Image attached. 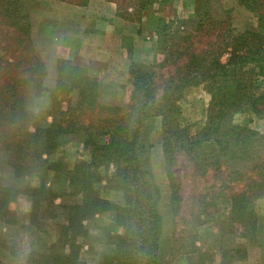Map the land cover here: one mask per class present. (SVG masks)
I'll return each mask as SVG.
<instances>
[{"label":"rangeland","instance_id":"rangeland-1","mask_svg":"<svg viewBox=\"0 0 264 264\" xmlns=\"http://www.w3.org/2000/svg\"><path fill=\"white\" fill-rule=\"evenodd\" d=\"M112 4L119 24L107 18ZM12 5L28 17L30 54L27 57L36 55L44 66L42 82L21 90L25 107L39 127L48 126L56 118L74 117L82 125H91V132L100 125H108L103 122L105 113L97 116L95 111L76 109L77 92L58 90L56 60L58 57L68 60L67 50L60 44H65L71 32L80 37V42L85 41L77 55L100 54L114 60H106V66L101 59L97 62L95 69L102 71L100 76L86 72L97 80L99 106L115 107L120 115L128 102L130 84L128 69L124 71L122 59H114L113 55L123 54L130 65L135 63L148 69L160 99L169 85H175L172 80L183 77L181 70L190 53L204 51L214 41L220 42L225 26L234 35L256 30L255 15L240 8L235 0H14ZM1 22L0 55L3 61L18 60L24 42ZM118 33L120 40L114 39ZM31 62H21L16 72L28 65L33 68ZM11 68L7 65L5 72ZM210 99L206 86L182 84L174 89L172 99L158 102V111L161 108L162 114L151 119L148 125L152 144L150 165L160 189L161 264H220V244L228 248L230 264H264V139L260 141L264 138V117L257 118L241 110L218 120L211 111ZM107 117L109 121L116 119L112 113ZM223 120L227 127L256 133L252 136L254 141L256 136L259 139L253 143L255 147L239 149L237 142L221 150L213 142L199 140L196 146H190V140L202 128ZM83 140L84 134L76 132L49 160L62 161L69 169L73 164L89 161ZM164 141L169 143L165 144V153ZM97 172L103 181L95 189L102 197L106 193L123 194L124 186L120 185V178L114 179L112 164L102 165ZM167 173L173 182L168 181ZM40 180L56 195L69 192L63 176L33 174L15 179L9 166L0 163L1 184L34 187ZM172 192L178 198L175 211L169 207ZM243 195L249 204V210L244 212L250 213L255 222L253 232L245 238L240 237L243 229L230 220L232 200H239ZM79 199V196L64 194L33 207L25 199L9 203L7 215L13 223L0 225L3 245L0 261L29 264L32 252L33 257L43 252L60 253L62 248L57 240L59 228L65 223V207ZM107 218L111 223V216L107 214L84 222L87 233L81 243L85 248L79 252L82 264H96L109 251L106 238L115 232L102 230L103 226L107 229L111 226Z\"/></svg>","mask_w":264,"mask_h":264},{"label":"trees","instance_id":"trees-1","mask_svg":"<svg viewBox=\"0 0 264 264\" xmlns=\"http://www.w3.org/2000/svg\"><path fill=\"white\" fill-rule=\"evenodd\" d=\"M235 1L240 8L255 15L256 30H245L234 35L225 26L220 34L223 37L220 42L214 41L208 45V49L190 53L181 70L183 77L172 80V85H175H169L160 99L153 74L142 65H129L130 91L120 115H117L115 107L99 106L96 100L97 80L90 77L85 68L58 57V90L77 92L76 109H89L95 111L97 116L106 114V121L103 122L108 125H100L91 132V125H82L77 117L60 119L46 127L36 124L25 107L21 90L42 82L44 66L36 55L27 57L30 54L28 17L12 5L14 0H0L1 24L10 28L24 42V47L18 52V60L3 61L0 55V163L9 166L15 179L33 174H58L66 178L69 189V192L56 195L41 180L35 187L0 183V225L13 223L8 218L7 210L9 203L18 195L30 198L32 207L64 194L80 197L77 203L65 207V223L59 228L57 240L61 252H43L35 257L32 252L28 257L29 264H82L79 261L80 245L87 233L83 224L87 219L103 214L111 216L120 232L107 235L109 251L96 264H161L160 189L150 165L152 144L148 126L151 119L162 114L161 108L158 111V102L172 99L174 89L182 84L193 87L204 85L210 94L209 104L215 119L241 110L251 112L257 118L264 117V0ZM29 61H32L33 68L28 65L16 72L21 62ZM7 65L12 68L5 72ZM111 113L116 119L109 121L107 115ZM78 131L84 134L83 147L89 161L73 164L70 169L62 161H50L49 156L60 147V139ZM255 134L248 129L227 127L224 120L222 123L215 121L211 127L202 128L196 133L190 140V146H196L199 140L213 142L221 150L230 144L235 146L237 142L239 149L252 148L255 147L253 143L259 140L257 136L254 137L255 141L252 139ZM165 144L167 146L169 143L164 141V153ZM233 154L231 152L230 156ZM108 163L113 165L114 179L120 178L119 183L124 186L123 189L120 186L123 204L108 201L95 189L102 181L97 170ZM167 179L173 182L170 173H167ZM177 200L172 192L169 198L171 211H175ZM232 201L231 223L243 229L240 237L245 238L255 226L251 214L244 212L249 210L248 198L243 195L239 200ZM0 246L3 248L2 243ZM219 249L220 264H230L228 248L220 244ZM0 264L3 263L0 261Z\"/></svg>","mask_w":264,"mask_h":264},{"label":"crops","instance_id":"crops-1","mask_svg":"<svg viewBox=\"0 0 264 264\" xmlns=\"http://www.w3.org/2000/svg\"><path fill=\"white\" fill-rule=\"evenodd\" d=\"M107 18H109V19H113V21H112V23L113 24H119V23H117V22H119V21H117L118 20V18H116V16H115V5L114 4H112V8H111V10H110V15H109V17H107ZM75 32H71V36H69L70 38H67L66 39V41H65V44H60V47L61 48H64L65 50H67V58H68V60H70V61H72V63L74 64V65H79L80 67H83V68H85V70L89 73V74H93L94 76L95 75H97V76H100V74L102 73V71H96V67H98V66H95L96 64L98 65V63L97 62H100L101 60L102 61H104V63H103V65L104 66H106V63H105V61L106 60H110V61H114L113 59H111V58H108L106 55H100V54H98V55H93V56H90V55H81V53H79L78 55H77V50H79L80 49V46H85V41L84 40H82V42H80L79 41V38L80 37H78L77 38V36L75 37V34H74ZM120 34L118 33V37H116V36H114V39H118V40H120ZM118 40H117V42H118ZM75 46H76V48H75ZM120 51L122 50V49H119ZM121 55H122V57H121ZM99 56V57H98ZM121 58L122 59V62H123V64H122V69L124 68V71H127V69H128V67H129V65H130V61H129V59H127V58H125V57H123V54H119L118 56L117 55H113V57L112 58H114V59H118V58ZM101 59V60H100ZM120 60V59H119ZM111 63V62H110ZM82 66H81V65ZM77 65V66H78ZM115 65V64H114ZM115 68V67H114ZM57 121V118L56 119H54V120H52L51 122L53 123V122H56ZM51 122H50V124H51ZM73 135H68V136H64V137H62L61 139H60V146H62V143H64V142H66V141H68V137H72ZM51 173H49V175H50ZM103 181V180H102ZM103 183V182H102ZM35 187V186H34ZM50 191V190H49ZM52 192V191H51ZM106 197H103V198H105V199H107L108 201H110V202H112V203H118V204H123L124 203V201H123V195H120V194H116V192H115V195H108L107 193H106ZM102 196V195H101ZM17 199H25V200H28V202L29 203H31V199L30 198H28V197H26V196H23V195H18L17 197H16V200ZM103 215H105V214H103ZM99 217V215H95V217ZM112 219V218H111ZM107 223L108 224H110V225H108V226H110V227H108L109 229H107L106 227H102V230H110V231H113V232H115V233H117V232H119V230H118V228L116 227V225H115V223L113 222V220H111V223L109 222V219L107 218ZM82 244V246H81V249H80V252H82L81 250H83V248H85V245L83 244V243H81ZM102 256V255H101Z\"/></svg>","mask_w":264,"mask_h":264}]
</instances>
